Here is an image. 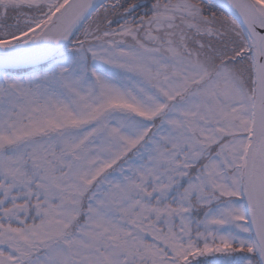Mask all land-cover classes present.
<instances>
[{"label": "snow or ice", "instance_id": "snow-or-ice-1", "mask_svg": "<svg viewBox=\"0 0 264 264\" xmlns=\"http://www.w3.org/2000/svg\"><path fill=\"white\" fill-rule=\"evenodd\" d=\"M0 264H264V0H0Z\"/></svg>", "mask_w": 264, "mask_h": 264}]
</instances>
